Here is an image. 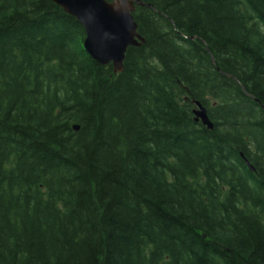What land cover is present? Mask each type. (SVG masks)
<instances>
[{
    "label": "trees",
    "instance_id": "1",
    "mask_svg": "<svg viewBox=\"0 0 264 264\" xmlns=\"http://www.w3.org/2000/svg\"><path fill=\"white\" fill-rule=\"evenodd\" d=\"M142 1L117 73L0 0V264H264V0Z\"/></svg>",
    "mask_w": 264,
    "mask_h": 264
},
{
    "label": "water",
    "instance_id": "2",
    "mask_svg": "<svg viewBox=\"0 0 264 264\" xmlns=\"http://www.w3.org/2000/svg\"><path fill=\"white\" fill-rule=\"evenodd\" d=\"M84 27L85 50L100 64H112L115 72L124 70V60L129 47H140L145 39L138 31L134 12L136 6L151 7L142 0H54ZM193 110L195 121L209 129L214 124L206 107L199 101ZM74 125V130H79ZM247 162V161H246ZM251 170L254 168L247 162Z\"/></svg>",
    "mask_w": 264,
    "mask_h": 264
}]
</instances>
